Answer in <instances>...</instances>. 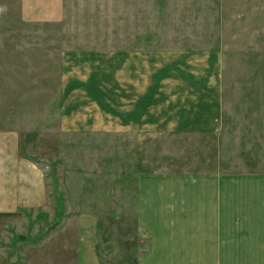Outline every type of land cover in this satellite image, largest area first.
<instances>
[{
	"label": "rangeland",
	"instance_id": "rangeland-1",
	"mask_svg": "<svg viewBox=\"0 0 264 264\" xmlns=\"http://www.w3.org/2000/svg\"><path fill=\"white\" fill-rule=\"evenodd\" d=\"M97 1L101 21L108 4L122 5ZM220 7L222 134L126 138L68 123L64 102L60 130V40L76 22H27L19 0H0V166L18 175L31 162L38 194L4 196L0 264H137L147 246L135 217L138 172L264 173V0ZM227 228L226 264H264V210L228 215Z\"/></svg>",
	"mask_w": 264,
	"mask_h": 264
},
{
	"label": "crops",
	"instance_id": "crops-1",
	"mask_svg": "<svg viewBox=\"0 0 264 264\" xmlns=\"http://www.w3.org/2000/svg\"><path fill=\"white\" fill-rule=\"evenodd\" d=\"M80 2L19 0L24 21L76 22L60 40V130L64 102L68 123L126 138L222 134L220 0H122L106 21L99 1ZM27 164L18 175L0 166V211L9 194L38 196ZM263 206L264 173L140 171L135 217L147 246L137 264H226L228 215L256 217Z\"/></svg>",
	"mask_w": 264,
	"mask_h": 264
}]
</instances>
